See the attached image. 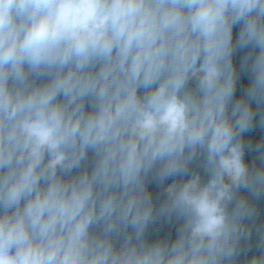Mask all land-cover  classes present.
Here are the masks:
<instances>
[{
    "label": "clouds",
    "instance_id": "obj_1",
    "mask_svg": "<svg viewBox=\"0 0 264 264\" xmlns=\"http://www.w3.org/2000/svg\"><path fill=\"white\" fill-rule=\"evenodd\" d=\"M0 264H264V0H0Z\"/></svg>",
    "mask_w": 264,
    "mask_h": 264
}]
</instances>
